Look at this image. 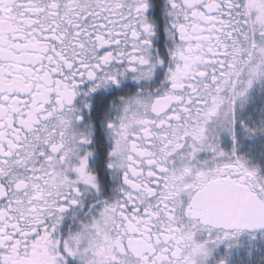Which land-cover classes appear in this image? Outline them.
<instances>
[{"label":"snow or ice","instance_id":"obj_1","mask_svg":"<svg viewBox=\"0 0 264 264\" xmlns=\"http://www.w3.org/2000/svg\"><path fill=\"white\" fill-rule=\"evenodd\" d=\"M0 264H264V0H0Z\"/></svg>","mask_w":264,"mask_h":264}]
</instances>
